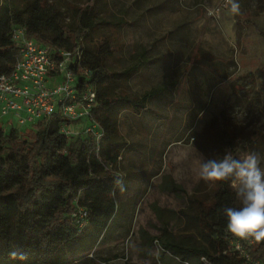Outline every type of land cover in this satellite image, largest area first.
Masks as SVG:
<instances>
[{
  "label": "trees",
  "instance_id": "trees-1",
  "mask_svg": "<svg viewBox=\"0 0 264 264\" xmlns=\"http://www.w3.org/2000/svg\"><path fill=\"white\" fill-rule=\"evenodd\" d=\"M105 23L96 8L82 10L70 4L62 8L53 0H0V76L9 74L17 62L12 31L18 26L41 45L80 47L82 69L91 72L88 79L82 75L80 80L97 91L95 113L105 132L97 153L91 133L68 136L62 132L64 120L59 114L39 119L26 130L0 129V264H49L60 257H89L122 217L130 219L135 209V203H120L116 198L120 187L116 181L124 185L120 165L128 151L119 132L120 114L127 107L145 109L151 98L167 94V86L156 85L141 97L121 88L150 60L142 50L132 55L131 65L116 68L110 62L114 56L110 40L94 36ZM220 77L219 82L226 80V74ZM75 125L70 127L78 128ZM261 139L262 134L225 138V151L238 158L241 152H256ZM167 190L183 207L177 211L154 203L160 233L153 236L140 230L148 247L161 248L159 261L167 256L164 264H264V241L249 243L226 228L224 208L240 206L229 182H220L200 197H187L184 186L174 179ZM80 208L88 213L84 227L82 218L75 215ZM172 220L178 222L177 233ZM237 241L250 259L235 249ZM13 252L24 253L27 259L12 258Z\"/></svg>",
  "mask_w": 264,
  "mask_h": 264
},
{
  "label": "rangeland",
  "instance_id": "rangeland-1",
  "mask_svg": "<svg viewBox=\"0 0 264 264\" xmlns=\"http://www.w3.org/2000/svg\"><path fill=\"white\" fill-rule=\"evenodd\" d=\"M53 1L62 8L99 11L107 23L94 36L110 40V62L119 70L146 50L149 63L121 83L124 91L141 97L165 84L167 94L151 98L145 109L127 107L120 114L119 132L128 151L120 165L124 191L119 187L116 198L135 203L131 218L123 216L89 257H60L49 264H164L168 257L159 261L161 248L148 247L140 230L160 233L154 203L177 211L183 207L167 190L169 180L182 184L187 197L209 194L198 174L201 156L224 155L225 138L236 135L262 134L256 152L264 155V0H239V15L225 0ZM221 73L224 82L218 80ZM30 125L14 120L1 128ZM170 225L177 233V220Z\"/></svg>",
  "mask_w": 264,
  "mask_h": 264
},
{
  "label": "built area",
  "instance_id": "built-area-1",
  "mask_svg": "<svg viewBox=\"0 0 264 264\" xmlns=\"http://www.w3.org/2000/svg\"><path fill=\"white\" fill-rule=\"evenodd\" d=\"M12 38L18 46V59L9 74L0 76V129L5 122L14 123L16 120L18 124L25 125L59 114L64 120L62 132L68 136L79 135L83 131L91 133L98 153L105 132L95 113L97 91L93 85L80 80L82 75L87 79L91 75L89 69H82V49L41 45L28 38L21 26L14 28ZM83 120L88 122L81 125L84 130H80L77 123ZM71 123L78 128H71ZM75 215L82 218L81 227L87 225L88 213L84 208ZM245 240L249 243L254 241ZM235 249L250 259L240 241L236 242ZM254 264L263 263L254 261Z\"/></svg>",
  "mask_w": 264,
  "mask_h": 264
},
{
  "label": "clouds",
  "instance_id": "clouds-1",
  "mask_svg": "<svg viewBox=\"0 0 264 264\" xmlns=\"http://www.w3.org/2000/svg\"><path fill=\"white\" fill-rule=\"evenodd\" d=\"M233 14L239 15V0H225ZM264 155L252 151L243 158L234 157L226 151L221 158H204L201 156L199 177L210 188L220 182H229L240 201L239 207H225L226 228L240 239L264 241ZM120 190L124 191L122 181L117 180ZM12 258L27 259L26 254L15 252Z\"/></svg>",
  "mask_w": 264,
  "mask_h": 264
}]
</instances>
